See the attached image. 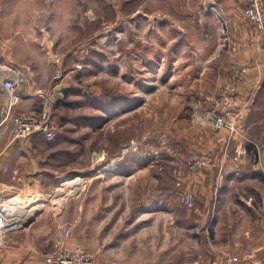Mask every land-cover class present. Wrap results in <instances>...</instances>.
<instances>
[{"label":"rangeland","instance_id":"1","mask_svg":"<svg viewBox=\"0 0 264 264\" xmlns=\"http://www.w3.org/2000/svg\"><path fill=\"white\" fill-rule=\"evenodd\" d=\"M164 1L0 0V65L12 60L34 77V66L47 63L51 80L60 70L64 95L50 114L57 138L34 141L41 180L4 186L8 196L36 197L31 222L10 235L21 254L43 259L76 247L95 264H200L215 254L241 261L225 242L258 235L236 231L258 217L244 205L248 196L257 209L259 200L253 181L239 182L247 169L240 176L235 162L256 159L264 145V81L247 90V66L222 74L223 59L203 63L195 48H170L161 28L154 39L160 25L152 20L169 19ZM194 2L171 0L183 4L171 18L193 19ZM213 12L226 38L223 13ZM65 13L62 34L40 33ZM14 31L25 36L12 38L13 59L5 60L4 35ZM50 85L24 88L35 95L31 110L40 111L38 92Z\"/></svg>","mask_w":264,"mask_h":264},{"label":"crops","instance_id":"2","mask_svg":"<svg viewBox=\"0 0 264 264\" xmlns=\"http://www.w3.org/2000/svg\"><path fill=\"white\" fill-rule=\"evenodd\" d=\"M170 1L171 0H165L163 2L166 5L164 9L169 19L165 20L163 18L160 23L158 21L155 22V20L151 22L152 27L156 24L157 26L160 25L158 30H156L155 27L152 29V31L155 32L154 35H152L154 39H156V31L159 32L161 28L162 43L164 45H169L171 48L172 46L180 44V48L184 47L185 49L187 45L191 49L195 48L197 61H202L203 63H209L211 59H217L218 57L220 60L223 59V62L220 61L219 66V72L222 74L233 66H247L248 73L245 76L246 83L244 84V87H248L247 90L255 87L261 83V81H264V38L254 31L244 17L242 12L244 0H195L199 2V5L194 2V10L199 9V11L197 12V16H193V19H183L182 17H177L178 19H175V14L173 18H171V13H173L175 5L178 11H180L183 8V4L176 3L170 5ZM216 8L223 13V17H221L223 24L227 25V29H229V34L226 38H223V36L219 34L218 26L221 24V21L219 22V19L215 18L216 16L213 11L216 10ZM163 16L165 15L163 14ZM68 20L69 16L65 13L57 20H53L52 18L48 23L49 25L46 23L47 27L40 28L39 31L40 33L48 35L62 34L64 31L61 30V27L67 26ZM31 26L32 23H30L29 27ZM29 27V31H34ZM17 33L25 36L21 31H14L13 36L8 34L4 35V37L7 38V40H5L6 44L4 45L5 60H11L12 58L11 56L15 49L12 38L18 37ZM192 44H194V46H192ZM215 61L218 63V60ZM47 65V63H41L39 66H34V68L36 67L35 75L31 77L30 83L34 89H39L37 84L44 85L43 87L45 88L50 84L53 72H51V67ZM1 96L2 93L0 91V98ZM34 96L33 93H27V91L25 92L23 89L20 93V102L16 106V109L19 111H30L31 109L37 108L38 105L35 103L36 100ZM38 138L39 135L35 134L28 139L12 142L9 134L3 133V135H1L0 182L4 184V186L7 187L8 184H11V181H15L12 177L20 178L22 176V180L31 185H36L38 184L37 180H41V176L46 170L43 166L41 155L38 153L37 149H35L34 141L38 140ZM260 152L261 153L256 159L249 160L241 158L235 162L238 164L236 168H240L236 173L240 174V176L243 175L242 169H247L246 175H243L242 180L239 182L253 181V183L256 184V190L253 191V194H257L259 200L255 203L259 204L257 209V207H254L255 205L250 204L251 195L248 196L244 205L246 208L251 209L255 215L258 213V217H256L255 221L248 225V227L239 226L236 231L250 232L254 230L258 232V235L255 239H252L249 233L246 235V239L239 235H232V237H229L225 242V246L227 247L228 245L232 251L240 250L242 259H245L244 261H246V264H264V189L262 190L260 186L264 180V145H262ZM4 168L6 169L5 171ZM8 176L10 177L9 179ZM4 177L6 181L2 180ZM33 180L35 183L31 182ZM240 200L242 201L243 199ZM9 236L7 237L5 245L8 250H3V256L5 254V257L2 259L0 258V264H44L42 259L43 253L40 254V257H36V259L35 255L37 251H33L26 255H24L25 253L21 254L20 251H22V248L20 246H15V248L14 245L15 243L17 245V242L12 240V236ZM165 247L167 251L168 245H165ZM175 248L177 251H182L179 249V245L178 247L176 245ZM241 248L245 250L242 251ZM218 257L219 255L215 254L213 259L204 262L200 261V264H215L217 260H219ZM194 264H198V262Z\"/></svg>","mask_w":264,"mask_h":264},{"label":"built area","instance_id":"3","mask_svg":"<svg viewBox=\"0 0 264 264\" xmlns=\"http://www.w3.org/2000/svg\"><path fill=\"white\" fill-rule=\"evenodd\" d=\"M244 17L258 35L264 38V0H244L242 8ZM30 68L24 65L11 64L8 61L0 65V137L7 133L11 141L25 140L32 135H39L46 142L54 141L58 133L51 120V111L57 100L63 98V91L60 88V70L52 77L51 85L45 92H38L42 108L40 111H19L16 106L20 102L21 91L30 84ZM35 90L32 86V91ZM219 119V118H218ZM6 169L4 168V171ZM14 179V177H12ZM0 184V253L3 246L6 245L7 237L17 229L13 225H8L9 219L15 214L18 215L21 209L16 205V210H11L10 205L13 202L11 196ZM8 188V187H7ZM11 189V187H9ZM8 188V189H9ZM11 212H13L11 214ZM19 228V227H18ZM69 237V231L63 236V241ZM234 256L223 255L215 264H246L243 261H237ZM44 264H95L93 256L87 251L74 247H62L52 254H46L43 257Z\"/></svg>","mask_w":264,"mask_h":264},{"label":"bare ground","instance_id":"4","mask_svg":"<svg viewBox=\"0 0 264 264\" xmlns=\"http://www.w3.org/2000/svg\"><path fill=\"white\" fill-rule=\"evenodd\" d=\"M114 165V164H112ZM6 191H8V189H6L4 186H2ZM32 198H36V197H32L31 195H29V193H17L16 196H13L12 200L13 202H11L10 208L11 210H16V205H20L19 209L20 212L17 214H15L14 216H12L9 221H8V225H13L12 228L13 229H18V227H22L25 225H28L27 223L31 222V203L34 201V199ZM13 212H11L12 214ZM21 218H26V220L22 223L20 220ZM20 225V226H18Z\"/></svg>","mask_w":264,"mask_h":264}]
</instances>
